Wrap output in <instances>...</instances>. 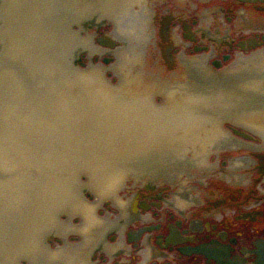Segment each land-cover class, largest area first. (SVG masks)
Segmentation results:
<instances>
[{"label":"water","instance_id":"1","mask_svg":"<svg viewBox=\"0 0 264 264\" xmlns=\"http://www.w3.org/2000/svg\"><path fill=\"white\" fill-rule=\"evenodd\" d=\"M153 16L147 0H0V264H92L95 249H114L103 241L118 225L97 209L110 200L126 220V179L154 185L159 174L209 168L228 139L225 119L264 136V50L229 68L236 80L207 72L227 85L150 83L142 70ZM104 22L121 41L115 49L87 29ZM105 53L117 61L92 60ZM244 68L252 74L237 73ZM70 233L82 240L49 245Z\"/></svg>","mask_w":264,"mask_h":264},{"label":"flooded vegetation","instance_id":"2","mask_svg":"<svg viewBox=\"0 0 264 264\" xmlns=\"http://www.w3.org/2000/svg\"><path fill=\"white\" fill-rule=\"evenodd\" d=\"M147 1L154 16L142 70L145 81L170 78L194 84L206 79L227 85L209 75L227 72L230 80H236L229 68L241 56L264 50V0ZM105 24L90 32L96 41H107L105 35L112 31L107 27L113 23ZM198 56L201 64L188 60ZM82 58L90 60L84 52L78 60ZM92 59L107 66L117 61L112 53L95 54ZM106 71L116 76L117 83L113 69ZM249 71L237 73L246 77L252 74ZM211 83L208 86L213 87ZM228 107L233 110L236 105ZM221 123L228 139L208 156L209 168L185 169L174 180L159 174L154 185L142 183L148 175L138 183L126 179L119 191L123 200L131 199L126 220L120 219V209L110 200L97 209L118 225L103 241L114 249H95L92 264H264V136L241 123L227 119ZM183 181L192 194L186 204L177 200ZM86 194L94 199L91 192ZM72 221L78 223L80 217ZM66 240L80 242L82 237L70 233L66 238L50 237L48 243L56 247Z\"/></svg>","mask_w":264,"mask_h":264},{"label":"bare ground","instance_id":"3","mask_svg":"<svg viewBox=\"0 0 264 264\" xmlns=\"http://www.w3.org/2000/svg\"><path fill=\"white\" fill-rule=\"evenodd\" d=\"M195 58H197V59H199V60L202 61V57L201 56H198V57H195ZM188 192H189V195H188ZM190 195H192L190 193V191L187 188H185V189H183V190H181L179 192V195L177 197V200L181 204H186V203H188V202H190L192 200V198H190L191 197Z\"/></svg>","mask_w":264,"mask_h":264},{"label":"rangeland","instance_id":"4","mask_svg":"<svg viewBox=\"0 0 264 264\" xmlns=\"http://www.w3.org/2000/svg\"><path fill=\"white\" fill-rule=\"evenodd\" d=\"M199 3V2H198ZM201 4V3H200Z\"/></svg>","mask_w":264,"mask_h":264}]
</instances>
